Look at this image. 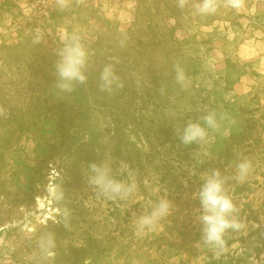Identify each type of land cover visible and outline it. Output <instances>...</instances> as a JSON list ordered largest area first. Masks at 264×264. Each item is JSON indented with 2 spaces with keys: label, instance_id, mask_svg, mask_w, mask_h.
<instances>
[{
  "label": "rangeland",
  "instance_id": "1",
  "mask_svg": "<svg viewBox=\"0 0 264 264\" xmlns=\"http://www.w3.org/2000/svg\"><path fill=\"white\" fill-rule=\"evenodd\" d=\"M24 2L0 0V264H264V0H216L210 15L196 12L199 0H69L48 17ZM65 33L88 52L87 81L72 92L56 86ZM106 65L123 87L102 90ZM209 113L219 124L210 142L181 143L185 125ZM241 160L252 165L244 182ZM90 162L121 181L131 170L138 193L99 196ZM214 168L246 225L226 235L220 258L198 246L194 197ZM161 198L172 213L137 236L133 221ZM49 234L45 260L37 241Z\"/></svg>",
  "mask_w": 264,
  "mask_h": 264
},
{
  "label": "clouds",
  "instance_id": "2",
  "mask_svg": "<svg viewBox=\"0 0 264 264\" xmlns=\"http://www.w3.org/2000/svg\"><path fill=\"white\" fill-rule=\"evenodd\" d=\"M56 6L63 10L68 5V0H55ZM187 0H179V7L183 9ZM228 5L232 8L240 6L239 0H228ZM217 10L216 0H199L196 12L201 15H210ZM63 48L59 51V59L55 63V75L57 77L56 86L63 92H72L76 84H85L87 75L85 68L88 59V52L81 43V37L76 33L62 36ZM101 88L111 91L113 87L120 88L123 84L119 82L111 65H106L101 74ZM176 80L182 87H186L184 72L181 68H176ZM203 125L199 122H189L179 133L181 143L185 145L197 143H209L212 137L209 136V129L215 131L219 128L215 113H209L203 118ZM90 172L89 184L96 190L99 196L109 200H127L138 193L139 185L136 182L135 174L127 170L128 180L121 181L111 175V168L106 163L90 162L88 164ZM252 171L251 162L241 160L236 164L235 179L244 182L248 179ZM202 183L194 197L198 198L200 208L196 219L201 225V236L198 246L202 244L213 253L216 258H220L229 252L226 242V235L232 232H240L246 225L238 219V208L232 197L228 194L226 185L229 177L222 175L219 169H212L210 173L202 176ZM147 185V181H145ZM158 191V189H153ZM49 195L52 200L63 199V192L60 185L54 184L49 188ZM173 211V205L167 198L159 199L151 210L139 215L133 221V227L137 236L143 237L154 232L159 223L168 217ZM38 248L45 260H50L55 256L56 242L52 235H45L38 239ZM251 264H259L255 256L250 258ZM85 264H90L86 260Z\"/></svg>",
  "mask_w": 264,
  "mask_h": 264
},
{
  "label": "built area",
  "instance_id": "3",
  "mask_svg": "<svg viewBox=\"0 0 264 264\" xmlns=\"http://www.w3.org/2000/svg\"><path fill=\"white\" fill-rule=\"evenodd\" d=\"M22 8L26 10L28 14L40 17H48L53 13L62 11L56 6L55 0H26Z\"/></svg>",
  "mask_w": 264,
  "mask_h": 264
}]
</instances>
